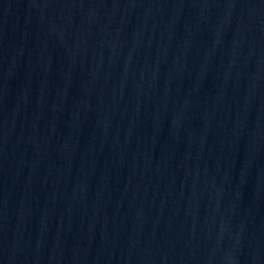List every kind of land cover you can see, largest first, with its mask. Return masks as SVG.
<instances>
[{
	"label": "water",
	"instance_id": "1",
	"mask_svg": "<svg viewBox=\"0 0 264 264\" xmlns=\"http://www.w3.org/2000/svg\"><path fill=\"white\" fill-rule=\"evenodd\" d=\"M0 264H264V0H0Z\"/></svg>",
	"mask_w": 264,
	"mask_h": 264
}]
</instances>
